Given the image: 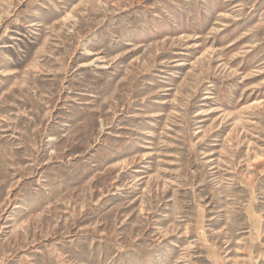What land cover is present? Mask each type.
I'll list each match as a JSON object with an SVG mask.
<instances>
[{
  "label": "rangeland",
  "instance_id": "rangeland-1",
  "mask_svg": "<svg viewBox=\"0 0 264 264\" xmlns=\"http://www.w3.org/2000/svg\"><path fill=\"white\" fill-rule=\"evenodd\" d=\"M0 264H264V0H0Z\"/></svg>",
  "mask_w": 264,
  "mask_h": 264
}]
</instances>
